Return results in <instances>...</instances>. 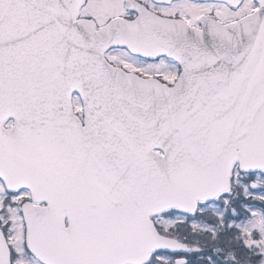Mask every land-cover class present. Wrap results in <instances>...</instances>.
Masks as SVG:
<instances>
[{
    "label": "snow or ice",
    "instance_id": "snow-or-ice-1",
    "mask_svg": "<svg viewBox=\"0 0 264 264\" xmlns=\"http://www.w3.org/2000/svg\"><path fill=\"white\" fill-rule=\"evenodd\" d=\"M0 264H264V0H0Z\"/></svg>",
    "mask_w": 264,
    "mask_h": 264
}]
</instances>
